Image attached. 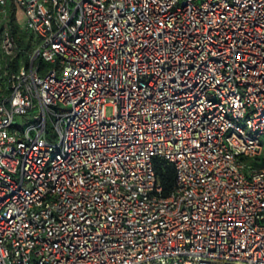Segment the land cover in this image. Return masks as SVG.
<instances>
[{
	"label": "built area",
	"instance_id": "built-area-1",
	"mask_svg": "<svg viewBox=\"0 0 264 264\" xmlns=\"http://www.w3.org/2000/svg\"><path fill=\"white\" fill-rule=\"evenodd\" d=\"M263 140L264 0H0V264H264Z\"/></svg>",
	"mask_w": 264,
	"mask_h": 264
},
{
	"label": "trees",
	"instance_id": "trees-1",
	"mask_svg": "<svg viewBox=\"0 0 264 264\" xmlns=\"http://www.w3.org/2000/svg\"><path fill=\"white\" fill-rule=\"evenodd\" d=\"M16 41L21 48H27L26 36L20 33L15 27L12 28ZM155 171L163 187V195H169L175 183V169L170 162L157 160L155 162Z\"/></svg>",
	"mask_w": 264,
	"mask_h": 264
},
{
	"label": "rangeland",
	"instance_id": "rangeland-1",
	"mask_svg": "<svg viewBox=\"0 0 264 264\" xmlns=\"http://www.w3.org/2000/svg\"><path fill=\"white\" fill-rule=\"evenodd\" d=\"M43 68L46 71L51 68V64L44 63ZM50 109H51V113L49 114V116H46V130H47L48 138L51 140L52 138L55 137L54 123L57 120L56 114H63V113L69 112L70 106L69 105L51 106ZM37 113H38V110H32L28 112V115H27L28 120H26L25 123H23V125L21 126L22 129L34 122L33 117ZM104 113L107 117H111L114 114V108L111 106L106 107L104 110ZM262 144L264 146V140L262 141Z\"/></svg>",
	"mask_w": 264,
	"mask_h": 264
}]
</instances>
